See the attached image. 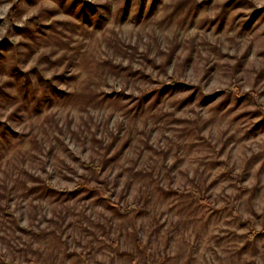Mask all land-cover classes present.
Returning a JSON list of instances; mask_svg holds the SVG:
<instances>
[{
	"label": "rangeland",
	"instance_id": "obj_1",
	"mask_svg": "<svg viewBox=\"0 0 264 264\" xmlns=\"http://www.w3.org/2000/svg\"><path fill=\"white\" fill-rule=\"evenodd\" d=\"M260 110L264 0H0V264H264Z\"/></svg>",
	"mask_w": 264,
	"mask_h": 264
},
{
	"label": "trees",
	"instance_id": "obj_2",
	"mask_svg": "<svg viewBox=\"0 0 264 264\" xmlns=\"http://www.w3.org/2000/svg\"><path fill=\"white\" fill-rule=\"evenodd\" d=\"M71 6H72V2ZM35 21V20H33ZM38 24V21H35ZM3 47V46H2ZM40 79L39 82H44V81H48V79H46L43 75H40ZM157 85L155 86V88H144L143 90V96L141 98H138V105L142 106L144 105V103L146 102V97H149L150 93H157L158 95L160 93H163V91L167 88H178V87H188V83H186L184 80H181L179 78L176 77H172L171 80H166V81H156ZM159 83V84H158ZM29 86H27L26 84H22L20 87V91H22L23 93H29L31 90L34 93L33 95L35 96L36 94V89L37 87L35 86L34 83L30 84L28 83ZM192 89V88H191ZM227 92L231 93L234 92L236 95H239V86H237L236 84H232V86H230L228 89H226ZM245 95L249 94L253 96V93L251 92H244ZM42 99H47L48 94H45V89L42 90ZM34 98V97H33ZM38 99V97H37ZM37 105L39 104L38 101ZM36 105V106H37ZM260 113L264 114V110H260ZM5 130L2 129V132H4ZM84 166L86 168L92 169L93 171L96 172H101L104 169V166L101 164H95L93 161H90L88 163H85ZM227 172L231 175L232 178L236 179L237 183H239V177L237 174H234L231 170H229V168H227ZM162 190V188H161ZM79 191H89V192H93L95 193L100 199L104 200L106 202V204L111 207L113 210H115L116 212L120 213V214H129L133 211H136L139 206L138 203L136 202H132L126 205H122L121 203L112 200L111 198H109L108 196H106V189L101 186V185H91L90 180L89 179H84L82 181H80L75 187L74 189L68 191V190H61V192H71V193H75V192H79ZM162 191H167V193L172 192V193H176L179 195H188L194 199H197L199 202H205V199L200 197V193L197 190H194L193 188H171L170 190L168 189H163ZM264 234V226L262 229L257 230L255 228H252V231L248 233V236L251 240L255 239L258 235H262ZM137 247L146 252L147 248L143 245L142 241L138 238L137 239ZM2 255H0V259L3 261V258L1 257Z\"/></svg>",
	"mask_w": 264,
	"mask_h": 264
}]
</instances>
